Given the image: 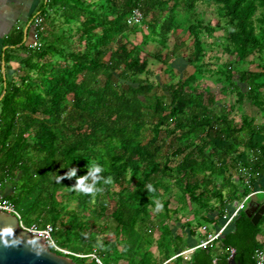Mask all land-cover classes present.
Here are the masks:
<instances>
[{
    "label": "trees",
    "instance_id": "obj_1",
    "mask_svg": "<svg viewBox=\"0 0 264 264\" xmlns=\"http://www.w3.org/2000/svg\"><path fill=\"white\" fill-rule=\"evenodd\" d=\"M201 3L216 7L215 25ZM135 9L143 19L129 25ZM38 16L36 45L22 33L8 41L22 54L2 86L0 191L10 185L5 196L26 225L52 224L59 246L103 264H162L198 245L202 227H221L264 177V122L238 120L234 107H219L197 86L211 66L208 50L218 47L214 82L264 116V0H46ZM183 49L195 72L162 86L152 80L151 61L167 66ZM92 164L113 180H101L95 198L73 188L75 177L57 183L70 167L79 177ZM177 224L197 243L177 234ZM263 231L264 215L255 225L242 211L216 242L172 261L228 264L234 251L238 263L257 264Z\"/></svg>",
    "mask_w": 264,
    "mask_h": 264
},
{
    "label": "rangeland",
    "instance_id": "obj_2",
    "mask_svg": "<svg viewBox=\"0 0 264 264\" xmlns=\"http://www.w3.org/2000/svg\"><path fill=\"white\" fill-rule=\"evenodd\" d=\"M198 11L203 15V18L206 22L212 23V25H215L218 22V15L216 11V7L214 5H207V4H199L198 6ZM223 34L222 30H219L215 33V36L221 37ZM131 41H140L141 40V35L137 34V36H130ZM204 39L206 43H212L214 41L213 38H208L206 34H204ZM173 39H171L170 42ZM190 45H193V40H189ZM158 50V46L151 45L148 47V51L150 52H156ZM162 53H167L166 50H162ZM187 50L183 49V56H177L175 58H172L170 64L167 66L163 65L159 61L152 60L151 61V66L154 69V75L152 77V80L155 82L159 83L161 86L166 84V83H173L177 82L180 79H184L188 77L189 75H192L195 72V68L189 64V62L186 60V55H187ZM208 55L209 56V63L211 66L207 67V71L204 74V79L200 80L197 82V86H199L201 89L204 88H209L215 95L217 105L220 106H227V107H234V113L233 115L237 117L238 120L241 119L242 115H249L251 117H255L256 122L258 123H263L264 122V116L261 114V112L253 106L248 99H245L242 105H239L237 102V96L235 93H232L230 91L224 92L222 90V85L217 84L214 82L213 79V71L215 70V63L217 62L215 59V55H220V50L218 47H215L212 50H208ZM225 60V57H223V60ZM247 67L251 69L256 68V64H248ZM159 93H163V89L160 87ZM264 194L258 195L257 199H263ZM64 201L68 204L70 209H74L77 207L78 203L74 199H64ZM177 202H173V206L176 207ZM184 220V218H182ZM175 221H172L170 224L174 225ZM110 232L107 236L113 237V231L115 230V224L111 223L110 224ZM175 231L177 234L182 235L183 237H188L189 233L185 229H181L179 225H175ZM155 236L158 237V232L155 233ZM188 242V240H187ZM153 250L157 252L156 247H153ZM94 259L93 256H90L88 259V263H90ZM174 264L173 261L169 262H162V264Z\"/></svg>",
    "mask_w": 264,
    "mask_h": 264
},
{
    "label": "crops",
    "instance_id": "obj_3",
    "mask_svg": "<svg viewBox=\"0 0 264 264\" xmlns=\"http://www.w3.org/2000/svg\"><path fill=\"white\" fill-rule=\"evenodd\" d=\"M46 0H0V79H4L2 85L0 81V97L5 92L3 90L7 79H11L16 75L20 63L18 57L22 54L21 51L16 50V46L9 45L8 41L17 38L21 33L23 34L24 41L27 44L33 42V25L32 22L39 14L41 5ZM20 45H17L19 47ZM13 59L7 63L6 55ZM5 68V70H4ZM6 77V78H5ZM4 86V87H2ZM2 194L6 195L11 192L9 184L1 185ZM257 190L260 192L253 195L247 202L246 210L256 208L259 210L264 206V198L257 199L258 195L264 194V177L260 179ZM262 219V218H261ZM189 235V234H188ZM190 245L197 243V238L186 237ZM259 239L264 241V231L259 236Z\"/></svg>",
    "mask_w": 264,
    "mask_h": 264
},
{
    "label": "water",
    "instance_id": "obj_4",
    "mask_svg": "<svg viewBox=\"0 0 264 264\" xmlns=\"http://www.w3.org/2000/svg\"><path fill=\"white\" fill-rule=\"evenodd\" d=\"M4 94L5 92L0 101ZM245 213L257 225L264 215V206L259 210L251 208ZM0 264L77 263L70 257L54 252L40 236L22 229L15 215L0 211ZM228 264H240L236 261L234 253L229 257Z\"/></svg>",
    "mask_w": 264,
    "mask_h": 264
},
{
    "label": "built area",
    "instance_id": "obj_5",
    "mask_svg": "<svg viewBox=\"0 0 264 264\" xmlns=\"http://www.w3.org/2000/svg\"><path fill=\"white\" fill-rule=\"evenodd\" d=\"M143 19V13L139 9L133 10L132 14L128 17V24L133 25L135 23L140 22ZM42 18L40 16H36L35 19L32 22L33 25V44L36 45V33L38 28L42 25ZM260 192L257 189H253L251 193H249L242 201H235L233 204V211L231 213H228L224 216L225 222L224 224L217 228L215 231H210L208 226L204 225L202 227V232L205 234V237L199 242L198 245L187 249L177 255H175L172 259L169 260H175L177 257H184L185 260H189L191 255L196 251L198 248H204L208 245L216 242L218 239L222 237L224 232L227 230L228 226L232 223V221L239 215L240 212L244 211L246 208V204L248 200L255 195L256 193ZM264 192V191H262ZM0 211L7 212L9 214L15 215L19 219V223L22 229L28 231L31 234L40 236L48 245L50 248H54L56 251H59L64 256L70 257L71 255L77 256V257H90L93 256L100 264H103L100 259L97 258L95 254H78L74 253L66 248H63L58 245V242L54 238V231L55 227L52 224H46L43 227H40L38 224L34 223L32 225H26L21 218V215L16 210L14 204L7 198L4 194L0 192ZM262 247L256 252V262L257 264H264V241L262 242ZM234 253V251H233Z\"/></svg>",
    "mask_w": 264,
    "mask_h": 264
},
{
    "label": "clouds",
    "instance_id": "obj_6",
    "mask_svg": "<svg viewBox=\"0 0 264 264\" xmlns=\"http://www.w3.org/2000/svg\"><path fill=\"white\" fill-rule=\"evenodd\" d=\"M105 171V166L100 164H92L85 175L77 176L78 169L75 167H70L65 173V176H58L57 183L61 180L67 178H76V184L73 187L76 191L82 192L85 195H91L93 198L101 192L103 189L98 188L97 184L102 180L105 185L112 184L113 180L111 176L104 177L102 173ZM151 188V186H149Z\"/></svg>",
    "mask_w": 264,
    "mask_h": 264
}]
</instances>
